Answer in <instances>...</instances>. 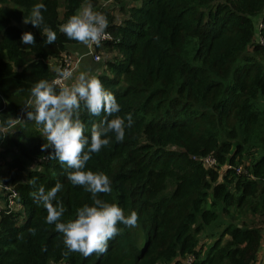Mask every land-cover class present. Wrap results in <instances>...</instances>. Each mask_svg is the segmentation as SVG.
I'll list each match as a JSON object with an SVG mask.
<instances>
[{
	"label": "trees",
	"instance_id": "1",
	"mask_svg": "<svg viewBox=\"0 0 264 264\" xmlns=\"http://www.w3.org/2000/svg\"><path fill=\"white\" fill-rule=\"evenodd\" d=\"M102 1L89 0L107 16L113 40L95 46L105 57L97 77L134 125L122 142L109 134L86 170L109 176L112 192L99 198L137 212L141 235L118 224L103 255H65L63 234L32 193L60 182L53 204L63 203L62 222L91 205V193L71 184V169L48 158L52 149L41 151L46 140L34 122L6 121L24 118L32 86L53 80L79 44L59 26L85 0H0V185L19 193L17 209L0 208V264H256L264 237V0H114L121 21ZM36 3L57 33L51 45L24 26ZM24 32L35 45L22 43ZM102 118L82 108L89 139ZM208 156L215 165H204Z\"/></svg>",
	"mask_w": 264,
	"mask_h": 264
},
{
	"label": "clouds",
	"instance_id": "2",
	"mask_svg": "<svg viewBox=\"0 0 264 264\" xmlns=\"http://www.w3.org/2000/svg\"><path fill=\"white\" fill-rule=\"evenodd\" d=\"M43 11H46L45 4H34L23 23L40 29L46 38L45 44L51 45L55 43L57 33L45 23ZM108 24L107 16L94 10L92 3L85 0L76 14L59 26V32L91 52L94 45L99 46L107 38L105 30ZM21 41L24 45H35V36L32 32H24ZM54 71L56 76L53 80L42 79L32 86L30 98L21 109L24 118L9 117L6 123L14 127L22 120L34 122L46 140L41 151L52 149L48 158L58 160L61 165L71 169L67 173L71 184L91 193L93 203L76 209L77 218L67 222L61 220L65 212L63 203L53 204L63 187L60 182L50 190L46 191L44 186H40L37 192L32 193L34 200L47 210L46 223L55 225V230L63 234V243L68 250L65 255L72 252L80 253L85 258L93 254L103 255L109 240L121 232L118 224L135 228L139 217L135 211L125 215L124 209L117 203L99 198L98 194L112 192L111 180L104 172L86 170V165L94 153L98 154L110 144L109 134H114L116 141L124 140L126 128L134 125L133 115H119L121 106L117 98L90 71L74 74L70 67H56ZM82 108L89 116L100 117L103 114L99 122L92 124L90 139L85 135ZM29 231L36 235V229Z\"/></svg>",
	"mask_w": 264,
	"mask_h": 264
},
{
	"label": "built area",
	"instance_id": "3",
	"mask_svg": "<svg viewBox=\"0 0 264 264\" xmlns=\"http://www.w3.org/2000/svg\"><path fill=\"white\" fill-rule=\"evenodd\" d=\"M259 26L262 27V24H260ZM106 34H107V38L103 39L101 42L113 40L111 34H109L108 32H106ZM261 40L262 39H260V41ZM95 46L96 45L93 46L91 52H89V50H88L82 56H85V55L92 56L95 61L102 62L104 64L105 63V57L102 54L96 53ZM82 56L79 55V57H75L71 53L65 54L63 63L61 64V67L62 68L70 67L73 70L74 74H77V70H78V67H79V64H80ZM5 129H7V128H3V130H5ZM202 161H203L204 165L207 166V167H211V166L215 165V163H216V160L213 157H211V156L202 158ZM237 172L238 173H243L244 169L242 167H238L237 168ZM0 188H1V190L3 192L4 191L6 192V193L4 192V194L8 195V199H6L7 208L10 209V210L17 209V201L16 200L19 198V193L15 189H13V188H11L9 186H6V185H0ZM184 264H192V259L191 258H187V260H185Z\"/></svg>",
	"mask_w": 264,
	"mask_h": 264
},
{
	"label": "crops",
	"instance_id": "4",
	"mask_svg": "<svg viewBox=\"0 0 264 264\" xmlns=\"http://www.w3.org/2000/svg\"><path fill=\"white\" fill-rule=\"evenodd\" d=\"M88 51V49L81 44H77L74 47L70 48V53L73 54L75 57H79L82 56L83 54H85ZM102 64V65H101ZM104 65L102 62H97L94 60V58L92 56H82L78 70H77V74L80 71H90L91 74H94L96 76H98L100 73H102V71H104ZM3 191L0 188V195L4 198L3 195ZM211 201V198H210ZM1 202V201H0ZM7 207V201L4 198V200H2L0 208L4 209ZM263 236H264V231H263ZM202 243H211L212 240H210V238H202ZM256 264H264V237H263V242L259 251V256H258V260Z\"/></svg>",
	"mask_w": 264,
	"mask_h": 264
},
{
	"label": "rangeland",
	"instance_id": "5",
	"mask_svg": "<svg viewBox=\"0 0 264 264\" xmlns=\"http://www.w3.org/2000/svg\"><path fill=\"white\" fill-rule=\"evenodd\" d=\"M129 4H133V1H130V0H128L127 1ZM102 3L106 6V7H110V8H112V11H114V13H115V15L117 16V19H118V21H121L122 19H123V16L121 15L122 13H121V10H120V5H121V3L120 4H114V0H105V1H102ZM259 19V18H258ZM256 21H257V19H256ZM24 26H26V24L24 25ZM59 67V66H58ZM3 172L4 173H6V169L5 168H3ZM2 180H3V178H0V182H2ZM132 229V233H133V235L135 236V238H136V240L138 239V237L141 235V231H140V229L138 228V226L137 227H135V228H131ZM204 238H207V236H204L203 237V239ZM210 240H212V239H210Z\"/></svg>",
	"mask_w": 264,
	"mask_h": 264
}]
</instances>
